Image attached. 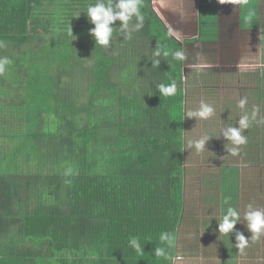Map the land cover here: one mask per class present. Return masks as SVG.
<instances>
[{
    "label": "trees",
    "instance_id": "16d2710c",
    "mask_svg": "<svg viewBox=\"0 0 264 264\" xmlns=\"http://www.w3.org/2000/svg\"><path fill=\"white\" fill-rule=\"evenodd\" d=\"M225 1L222 15L231 19L226 22L235 23L239 8L246 33L228 36L222 29L218 39V21L214 18L206 27V20H200L203 35L181 43L151 8V0H140L146 23L122 43L137 52V45L148 48V55L139 53V60L126 68L95 45L89 33L94 25L87 17L89 5L111 2L115 7L118 0H0V58L10 61L0 73V264H174L177 235L187 230L178 231L185 213L186 177L192 175L185 169L186 150L193 148L186 137L198 126L185 121V63L189 59L190 65H198L216 55L228 62L245 59L244 52L236 57L233 49L247 41L249 29L264 23L257 22L258 9L264 8L258 0ZM129 23L135 26L136 18ZM111 26L117 44L128 32L119 20ZM140 35L145 41L135 42ZM166 50L182 51L185 59L164 56ZM91 54L94 64L82 56ZM80 55L82 68L76 63ZM258 59L260 67L247 73L251 84L241 91L250 102L241 109L228 96L221 107L224 123L210 122L203 130L209 137L206 147L221 143L216 145L223 152L219 165L236 164L238 155L227 151L233 145L223 130L238 127L244 115L250 123L242 135L257 137L256 147L259 142L264 146V132L258 130L264 121L263 52ZM114 64L116 75H133L135 85L118 82L139 88L138 96L118 103L119 87L110 74ZM81 70L86 71L85 88H72L66 96L65 87L81 77ZM172 82L176 94L162 96L158 85ZM194 95L191 88L190 100ZM208 95L214 97L213 92ZM117 103L119 114L113 108ZM253 108L256 113L249 111ZM256 161H251L254 166ZM205 224L216 225L214 220ZM246 227L234 231L232 239L237 233L248 238ZM191 231L197 237L201 233L198 228ZM164 232L175 238L172 246L160 241ZM132 238L140 241L142 252L130 247ZM256 240L260 244L262 235ZM156 247L164 250L163 256L154 255Z\"/></svg>",
    "mask_w": 264,
    "mask_h": 264
},
{
    "label": "rangeland",
    "instance_id": "374dc122",
    "mask_svg": "<svg viewBox=\"0 0 264 264\" xmlns=\"http://www.w3.org/2000/svg\"><path fill=\"white\" fill-rule=\"evenodd\" d=\"M202 1L203 0H151V8L164 20L170 29L171 34L177 39H180L179 41L181 43L185 38L196 36L198 19L204 21L206 18L210 20L208 23H212L215 18L216 21H218V27L216 28L215 35L218 39H221L222 29L226 30L228 36L230 34H232L230 36H237L240 32H242V20L238 18L239 8L236 10L235 23L231 24L226 22L231 19H227L225 14L222 15V10L227 7L225 0H220V2H218V0H206L209 1V3L215 2V4H218V12H214L209 6H202L203 10L208 9L213 13H205L199 5L197 6V4H201ZM206 1L203 3L207 5ZM258 1L264 6V0ZM258 14L260 17L257 18V22L260 20L263 21L264 8H259ZM136 23H139V21L136 20ZM142 23L145 24L146 20H143ZM226 23H228L230 27H227ZM256 26H258V28L252 30L249 29V31H247L249 35L247 41L245 43H238L236 48L233 49V53L236 57L240 56L244 52L245 59L238 60L235 58L232 62H228L225 59H220L216 55L212 60L206 58V62L208 63L199 62L196 66L190 65L191 62L189 59L187 60L188 62L186 61L183 79L185 97L187 98L185 121L189 118L190 120H188L187 123L192 122L194 125L198 124V126L194 129L192 128L191 134L186 137V140L195 142L204 137L203 130L205 126L208 127L210 122L211 124L224 123V117H222L221 114V107H223V102H225V99H227L228 96L229 98L232 97V99H236L238 103L241 99H246L247 102H250L245 93L241 91L243 89L246 90V84H251L252 79L247 77V73H249V71L254 72L255 69L260 67L258 58H260L261 52L264 53V23L261 22L256 24ZM229 29L234 30L230 32ZM125 30L130 32V35L136 32L135 26L130 23L128 29ZM242 33L246 32L244 31ZM148 37L149 36H147V38ZM128 38L129 37L127 35L126 37H119L118 43L115 44L113 38L111 37L109 46L104 47L108 58H114L116 61L122 62L124 64L123 66L126 68H128L131 63L139 60V53L144 56L148 55V48H137L140 51L137 52L129 49L126 44L122 43L123 41L128 40ZM231 39L234 40V38ZM134 40L135 42H144L145 36H136ZM186 47L188 48L189 45ZM86 48L87 47H82L81 52L86 53L84 52V49ZM193 49L188 48L190 53V50ZM82 56L83 58H86L89 64L95 63V57L92 54V57L87 55ZM82 56L80 55V60L76 61L78 68L84 67ZM115 65L116 64L111 66L110 74H114L111 79L114 84L119 87L118 92H116V96L119 100L118 103H121L124 99H129V97L138 96L140 93L139 88L134 86L125 88V84L118 82L124 80L129 81V83H134L135 80L133 79V75L129 72L126 73V71H122L121 74L116 75L115 71H113V68L116 67ZM200 65H203V67H199ZM227 71H232L235 75H227L225 73ZM81 74L82 75L79 79L76 78L75 81L68 83L65 87V89H67L66 96L68 94V90L72 88H74V91L75 88L80 90L85 88V84L87 83V80L85 79L86 71L83 72L81 70ZM142 74L144 78L148 79L149 75L147 76V72H142ZM211 74L213 75L214 80L215 77L217 78L216 81L212 80L209 82ZM188 77L192 78V81H189ZM191 88L195 89L196 95H194L193 99L190 100ZM253 89H255V87ZM207 91H209V93L213 92L214 97L208 99L207 95L209 93L205 96ZM86 95L87 94L85 93L81 96L84 98ZM242 96H244V98ZM205 101H207V104L212 102V106L215 107L216 113L214 112L215 114L212 115V119L202 120L195 117H189L187 115L190 112L198 111L201 103H205ZM118 103L113 107L117 112L116 114H119L120 105ZM249 111L256 113L257 109L253 108ZM224 115H227V113H224ZM107 120L108 119H104V124H106ZM220 144L221 143H218L217 141L212 142L210 147H206L205 150L199 153L194 147L191 150H186V157L189 158V160L187 164L185 163V169H187V173L190 172L192 175L186 177L188 183L185 184V213L181 221V227L178 231H183L184 228L187 230L177 235L178 255L176 256L177 258L173 259L174 264H264V234H261L262 241L260 244H258L257 240L250 239L248 246L244 249L243 253H241L236 247V238H234V240L232 239L234 231H243L244 226H247L244 215L248 210L247 206L249 204H252L253 208L264 211V179L262 177H257L255 179L252 183L254 188L249 194V197H247L246 186L243 182H241L242 185L239 186L234 174L238 171L245 172L246 169H253L252 171L254 172L263 171L264 175V162L257 160L256 162L258 164L256 166L249 167L243 165L240 157H236V164L233 166H223V164L220 166L218 161L224 160L222 157L223 152H219V147L216 146ZM259 151H264L262 142H259V146L255 149V152ZM211 152H217L218 156ZM220 157H222V159ZM234 168L237 169L236 173ZM225 201L227 202L225 203ZM246 201L248 204L244 207ZM229 206L237 209L240 214V221L237 222L234 226V230L230 233L231 238H227L225 237L226 235L224 236L222 234L223 237L220 239L215 232H218V226L221 221L222 214L226 212ZM206 220H214L216 225H206ZM193 221H197V224L193 223ZM203 225L207 228V230H205ZM195 228H198L201 232L199 237L194 235L196 232L191 231L195 230ZM219 235L221 234L219 233ZM251 236L252 233L249 231L248 238ZM227 240H229V245H226Z\"/></svg>",
    "mask_w": 264,
    "mask_h": 264
},
{
    "label": "clouds",
    "instance_id": "9594fccd",
    "mask_svg": "<svg viewBox=\"0 0 264 264\" xmlns=\"http://www.w3.org/2000/svg\"><path fill=\"white\" fill-rule=\"evenodd\" d=\"M203 2L204 1H202V4ZM218 2H220V0H218ZM87 17L89 19V22L94 25V27L89 30V33L94 38L95 45L103 47L109 46L110 39L113 34V27L111 25H113L116 20L121 21V26L123 29H128L129 22L132 21L133 17H135L136 20L139 21V23L135 25V29H140L143 26V16L141 14L140 0H118V2L115 4V7L112 6L111 2H109L108 6H105V4L102 2H96L87 7ZM159 18L161 19L160 16ZM130 34L131 33L128 32L127 36L130 37ZM69 35H72L70 26ZM195 38L196 36L185 38L183 42ZM163 55H171L173 59L178 61H183L185 59L184 53L182 51L172 52L170 50H166L163 52ZM155 56H161V51L157 50L155 52ZM9 63L10 61L7 58H0V73H3L5 71V66ZM155 63L158 64L159 60H156ZM199 67H203V65H200ZM158 91L162 96H173L177 91L176 84L175 82H172L170 84H160L158 85ZM246 103V99H241L239 101L238 107L244 109ZM214 111L215 110L211 105L202 102L198 111L190 112L187 115L189 117L207 120L214 114ZM252 118H254V116ZM249 123L250 117L248 115H244L239 119L238 127H227L226 130H223L224 138L227 141H230L233 145V147L227 149V151L230 152L231 155H238L239 146L247 143V137L245 135H242V132L249 127ZM208 139V136H204L195 142L190 141L188 144V148L194 147L198 153L202 152L206 148ZM70 174L71 169L68 170L66 175ZM226 202L227 201H225V203ZM247 208L248 210L245 212L244 219L247 223L248 230L252 233V236L250 238H246L242 233H237L236 247L241 253H243L244 249L248 246V242L250 239L256 240L261 234H264V211L253 208L252 204H249ZM239 221V212L235 207L229 206L226 212L222 214L221 221L218 226V232L223 235H229L230 233H232V231L234 230V226ZM174 239L175 238L167 232L162 233L160 236V241L166 242L168 246L173 245ZM129 245L137 253L143 251L140 241L136 238H132L129 242ZM154 255L163 256L164 250L161 247H156L154 249Z\"/></svg>",
    "mask_w": 264,
    "mask_h": 264
},
{
    "label": "crops",
    "instance_id": "0c3cea01",
    "mask_svg": "<svg viewBox=\"0 0 264 264\" xmlns=\"http://www.w3.org/2000/svg\"><path fill=\"white\" fill-rule=\"evenodd\" d=\"M204 2L206 0H203ZM207 2V5L205 3H201V4H197V6L199 5V7L202 8V6H209L212 8V10L215 12L217 11L218 12V4L215 2H211L209 3V1H206ZM202 11H204L205 13L206 12H212L211 10H208V9H205L203 10L202 8ZM213 13V12H212ZM162 19V18H161ZM163 20V19H162ZM206 22H207V25L206 27H208V25L210 23H208L210 20L206 19ZM204 20V21H205ZM164 21V20H163ZM167 26V24H166ZM202 26V24H201ZM168 27V26H167ZM206 29V28H205ZM203 34H202V28L200 27V20L198 19V22H197V32H196V38H199L201 37ZM174 36V35H173ZM175 37V36H174ZM176 38V37H175ZM148 39V38H147ZM137 48H139V45H137ZM195 58V57H194ZM196 66V65H195ZM210 76H212L213 78V75L211 74ZM205 103L207 104V101H205ZM209 105L212 106V102H209ZM215 110V107L212 106ZM215 112V111H214ZM212 119V116L208 118V120ZM253 126H254V122H253ZM258 128V127H256ZM259 132L263 133L264 132V121H262L261 123V126L258 128ZM253 131H256L254 128H253ZM256 144H257V137L255 138H250L248 137L247 135V143L244 144V145H241L239 146V153H238V156L237 157H240L242 159V162H243V165H246V166H249V167H254L255 164H253L251 161L252 160H260L261 162H264V151L262 152H255V149L257 148L256 147ZM242 165V166H243ZM221 166V165H220ZM255 169V168H254ZM253 170V169H252ZM251 169H246L245 172L244 171H238L237 172V169L234 168V171L235 173L237 174L236 176V180H237V183L239 184V186H241V182L244 183V185L246 186V189H247V196L249 197V194L252 192L253 190V186H252V183L255 181V179L257 177H262L264 179V175H263V171L261 172H254L252 171ZM248 204V202L246 201V203L244 204V207Z\"/></svg>",
    "mask_w": 264,
    "mask_h": 264
}]
</instances>
